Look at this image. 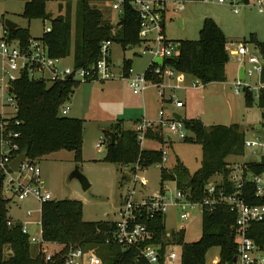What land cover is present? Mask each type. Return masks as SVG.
Instances as JSON below:
<instances>
[{"label": "trees", "instance_id": "trees-1", "mask_svg": "<svg viewBox=\"0 0 264 264\" xmlns=\"http://www.w3.org/2000/svg\"><path fill=\"white\" fill-rule=\"evenodd\" d=\"M110 1L78 0L74 9L73 26L70 3L59 4L58 9L61 13L63 11V14L53 17L46 12L44 0L26 1L21 17L27 21H49V30L44 31L39 39L47 46L51 57L65 59L72 55L76 67L88 66L98 58L100 45L104 41L119 43L123 49H132L140 44L139 20L130 7L123 8L114 26L104 18L99 9L92 7L93 3ZM246 1L239 0L238 3ZM6 37L22 44L32 38L28 28L20 26L12 31L6 30ZM176 42L180 46L177 57L164 59L163 67L191 76L203 85L225 81L226 66L229 62V41L212 19L205 18L202 21L198 40ZM252 43L260 49L264 48V43ZM155 67L153 63L149 64L145 76L154 84L161 85V77L153 74ZM122 69L126 75L130 69L129 61H123ZM78 85L69 79L47 86L44 82L32 81L24 76L12 84L16 113L7 120L6 125V133L18 134L16 139L11 140V144L18 148L16 152H10L12 156L25 153L28 161L38 163L42 157L66 151L73 153L74 163L81 162L83 122L81 119L59 115L60 106L69 101ZM244 104L251 107L248 95ZM184 127L192 133L191 138L184 140H195L201 147L200 167L193 175H190L179 161H176L172 171L160 167V187L165 182H173L179 190H191L189 199L199 201L204 195V186L216 176L221 177L226 184V177L232 166L228 160L243 154L244 131L235 123L229 126L213 125L207 129L200 121H185ZM108 128L115 134V143L111 145L109 135L102 131L107 138L104 162L129 167L132 174H135L136 170H145L162 163V149H142L134 132L123 131L120 122ZM145 136L148 141L170 143L164 140L161 133L152 130H148ZM248 167L250 171L261 172L264 170V159ZM121 180H125V177L121 176ZM245 189L250 193V183L245 184ZM248 201L251 204H264V197H249ZM8 203L2 195L0 176V264H61L60 255H55L51 261L46 262L41 247L30 244L28 235L22 233V224L12 222L8 217ZM81 210L82 204L77 200L42 202V242L73 245L85 250L97 249L96 253L106 264L118 262L119 246L104 243L109 238L114 224L111 221L84 222L80 217ZM148 225L154 231V242H157L164 235L163 218L156 217ZM184 234V231H180L176 235V241L182 248L181 264H205V254L213 247L219 250L218 264H233L234 216L226 207L219 206L213 211L204 210L198 241L184 243ZM248 236L264 248V222L252 224Z\"/></svg>", "mask_w": 264, "mask_h": 264}, {"label": "rangeland", "instance_id": "rangeland-1", "mask_svg": "<svg viewBox=\"0 0 264 264\" xmlns=\"http://www.w3.org/2000/svg\"><path fill=\"white\" fill-rule=\"evenodd\" d=\"M30 0H0V19H8L22 28H28L32 38H40L44 31L49 30V21L32 19L27 21L21 17L23 6ZM45 10L53 17L63 14L58 5L70 3L72 26L74 22V9L78 0H44ZM163 1L169 10L164 24V33L168 40L179 41L198 40V32L205 18L212 19L222 30L229 41L227 51H234L239 44L245 45L247 50L253 51L264 61V48L260 49L252 41L264 43V11L259 13L255 5L256 0L240 2L236 6L230 4H217L215 0H200L184 3L183 10H177L175 0H148ZM264 2V0H262ZM92 7L99 9L104 18L113 26L118 20L115 12L108 2H97ZM174 9L173 12L170 11ZM236 9L237 13L233 10ZM264 9V7H263ZM182 22V24H181ZM0 24V34L3 29ZM140 47L123 49L119 43L112 42L110 46V59L115 79L106 82L80 83L74 88L67 104L69 112L66 117L81 119L83 122L82 156L81 162L74 163L73 153L60 151L45 157L38 162L40 178L44 190L49 192L56 200H77L82 204L81 220L84 222H97L116 220L120 196L135 188L137 195H147L160 189V167L172 171L176 161H179L190 175L200 167L201 147L195 140L185 141L171 136L169 144H159L154 141H144L142 149H162L166 153L164 162L153 165L145 170L132 174V182L126 179L125 173L130 172L129 167L117 166L103 161L106 155L107 138L102 133L116 120L122 121L121 129H132L130 120L142 116L149 121H157L160 110L164 117L173 114L180 116V122L200 121L205 128L213 125L229 126L238 124L247 137L259 134L254 125L259 122V112L255 106L246 107L244 100L234 93L233 84L238 77L239 68L243 65L239 56L229 55L226 66V79L224 82L200 84V89L193 90L195 79L188 75H181L177 80L165 78L162 86L150 85L141 95H133L126 80L119 78L123 61H129L133 74L145 73L151 62L149 55H141ZM72 55L64 59V63H72ZM2 60L0 58V68ZM1 74V73H0ZM164 89V95L159 91ZM7 96L0 91V117L10 118L11 108H4ZM180 101L183 107L176 109L174 103ZM2 114V115H1ZM187 138L192 133L186 130ZM102 143V145H100ZM99 145V149H97ZM256 159L249 149L243 148V154L232 157L228 161L232 166ZM75 168L87 178L90 188L83 192L76 179H69ZM131 173V172H130ZM135 175V176H134ZM216 176L213 180H219ZM120 181V183H119ZM163 188L174 193L176 186L173 182H165ZM32 198L18 201L13 205L8 203V217L15 220L35 222L39 221V207ZM28 209L34 210L30 218L26 217ZM180 210L169 207L164 218L165 228L168 232H176L181 226L185 227L184 243H193L201 236V214L195 213L192 219L183 222L179 218ZM56 247V246H55ZM52 252L54 247L46 249ZM36 252V248L33 247ZM179 254L180 249H174ZM218 248H211L205 254V264L218 257Z\"/></svg>", "mask_w": 264, "mask_h": 264}, {"label": "built area", "instance_id": "built-area-1", "mask_svg": "<svg viewBox=\"0 0 264 264\" xmlns=\"http://www.w3.org/2000/svg\"><path fill=\"white\" fill-rule=\"evenodd\" d=\"M190 0H175L177 10H183L184 3ZM204 1V0H203ZM239 0H215L218 4L238 5ZM111 8L122 14L123 8L130 7L139 20L138 38L141 55H149L151 63L156 67L153 74L165 78L177 80L181 79L182 73L176 70L163 67L164 59L177 57L179 53V43L170 41L164 33V24L169 12L166 3L163 1L148 0H111L108 2ZM255 5L259 13H263L264 2L256 0ZM173 8L170 10L173 12ZM237 13V10H233ZM110 41H104L100 45L99 56L88 66L76 67L64 63V59L51 57L47 46L39 38H31L26 44L18 40L8 39L6 30L3 28L0 34V58L2 60L0 68V91L7 96L4 108H11L10 118L0 117V176L2 177V195L12 204L32 198L41 205L42 202L54 199L49 192L44 190L43 182L40 178V168L38 163L22 161L17 172H12L9 168L11 161L17 157L10 154L11 151L18 150L16 145L11 144V140L18 137L17 133L7 132V120L16 113V103L12 93H8V88L21 77H26L32 81L44 82L47 86L54 82L72 80L75 83L106 82L115 79L112 71L110 59ZM230 54L239 56L243 65V78L237 77L233 84L236 96L246 95L250 97L251 106H255L259 112V132L257 135L247 137L244 132L243 148L249 149L256 159L231 166L226 177V184L221 177L219 180L209 181L204 186V195L199 201H192L187 196L186 191L176 188L174 193L161 187L157 191L147 195H137L135 188L127 191L124 196H120L119 206L116 212L118 218L111 221L114 224L109 238L105 244L114 243L120 248L119 261L115 264H181L182 248L176 241V235L184 231L181 226L176 232H168L165 228L164 235L160 240L154 242V231L150 229L149 223L156 217L165 218L169 207H177L180 210L179 218L183 222L192 219L195 213H200L201 217L206 211H213L219 206H224L234 216V241L236 264H264V248L258 246L249 236L248 232L252 224L264 222V204H251L249 197L261 199L264 197V170L261 172L250 171L248 165L258 164L264 159V83L260 82L261 72L264 68V61L253 51L247 50L245 45L239 44ZM66 59V58H65ZM160 59L161 64H156L155 60ZM71 76V78H70ZM119 78L125 79L128 88L133 95H141L150 86H162L154 84L150 79L141 74H133L131 69L125 75L121 67ZM191 84L193 90L200 89V82ZM164 95V89L159 91ZM176 109L184 105L180 101L174 103ZM67 102L59 108V115L66 116L69 112ZM2 115V114H1ZM141 146L145 139L146 132L152 130L161 133L165 141H170L171 136L178 139L187 138L186 129L179 121L171 117H164L160 110L157 121H149L144 118L133 123L131 129ZM169 138V140H168ZM102 145V143H100ZM99 149V145H97ZM166 153L162 152V162L166 161ZM137 168V165L135 166ZM137 171V170H136ZM135 176V175H134ZM250 183L252 189L249 193L245 189V184ZM34 210L28 209L26 217L30 218ZM11 222L8 223L10 225ZM33 231L29 234L31 227ZM22 233L28 235L32 245H38L44 255L46 262L51 261L55 255H60L61 264H106L96 253L97 249L85 250L73 245H59L43 243L41 239V223L39 221L22 224ZM54 247L52 252H47V248ZM56 246V247H55ZM179 248L180 253H175L174 249ZM112 257V256H111ZM219 258H214L210 264H218ZM234 264V263H233Z\"/></svg>", "mask_w": 264, "mask_h": 264}, {"label": "water", "instance_id": "water-1", "mask_svg": "<svg viewBox=\"0 0 264 264\" xmlns=\"http://www.w3.org/2000/svg\"><path fill=\"white\" fill-rule=\"evenodd\" d=\"M0 24L3 25V27L8 30V31H12L16 28H18V25L8 19H0ZM178 49L180 47H177ZM155 63L156 64H161V60L160 59H156L155 60ZM238 77L240 79L243 78V67H240L239 68V71H238ZM71 78V76H70ZM260 82L261 83H264V68L262 69V72H261V78H260ZM12 88L9 87L8 88V93L11 94L12 93ZM173 119H175L176 121H179L181 118L179 115L177 114H173L172 115ZM254 128L257 130L260 128V125H255ZM102 131L106 132L108 135H109V138H110V143L111 145H114L115 143V134L113 131H111L109 128H106V129H103ZM169 140V138H168ZM26 157V154L25 153H21L19 154L17 157H15L11 163L9 164V168L12 172H17L19 166L21 165L22 161L25 159ZM76 179L79 184H80V187H81V190L83 192L87 191L89 188H90V183L89 181L87 180V178L78 170V168H75L73 170V172L70 174L69 176V179ZM125 179L128 181V182H132V173L130 172H127L125 173ZM190 193H191V190H187L186 191V194L187 196H190ZM34 229V226L31 227L30 231H29V234H31V232L33 231ZM233 263L236 264L237 263V257H234L233 259Z\"/></svg>", "mask_w": 264, "mask_h": 264}, {"label": "crops", "instance_id": "crops-1", "mask_svg": "<svg viewBox=\"0 0 264 264\" xmlns=\"http://www.w3.org/2000/svg\"><path fill=\"white\" fill-rule=\"evenodd\" d=\"M198 1H200V0H198ZM188 2H191V1H188ZM94 4V3H93ZM218 4V3H217ZM181 24H182V22H181ZM220 28V27H219ZM225 36V35H224ZM127 84V83H126ZM128 86V85H127ZM130 90V89H129ZM142 118H144L143 116L141 117V118H139V116H137L136 118H132L131 120H130V122L132 123V127H133V123L134 122H136L137 120H139V119H142ZM117 122H120L121 124H122V121H120V120H116L115 122H113L112 124H110V126L111 125H113V124H115V123H117ZM257 125V124H256ZM109 126V127H110ZM255 126V125H254ZM14 205V204H13ZM40 207V206H39ZM39 218H40V208H39ZM16 222H20L21 224H27V221H20V220H15ZM29 222V221H28ZM33 227V226H32Z\"/></svg>", "mask_w": 264, "mask_h": 264}]
</instances>
